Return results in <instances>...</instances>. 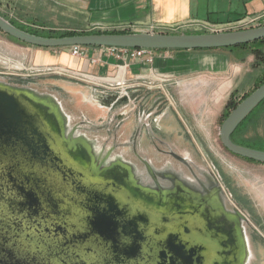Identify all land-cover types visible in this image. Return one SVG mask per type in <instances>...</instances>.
Returning a JSON list of instances; mask_svg holds the SVG:
<instances>
[{
    "label": "water",
    "instance_id": "1",
    "mask_svg": "<svg viewBox=\"0 0 264 264\" xmlns=\"http://www.w3.org/2000/svg\"><path fill=\"white\" fill-rule=\"evenodd\" d=\"M0 32L42 48L81 45L196 50L264 39V25L204 33L45 37L20 29L1 15ZM1 85L0 264H141L135 257L145 252L147 245L151 251L148 264H194V253L170 238H175L169 222L173 202L140 197L137 189L111 170L95 179L89 177L91 153L84 146L70 148L66 140L68 116L60 102L53 97L40 98L25 87ZM263 99L264 82L235 105L218 131L227 152L262 164L264 150L237 144L231 135ZM146 201L152 204L151 210ZM196 262L202 264L199 259Z\"/></svg>",
    "mask_w": 264,
    "mask_h": 264
},
{
    "label": "flooded vegetation",
    "instance_id": "2",
    "mask_svg": "<svg viewBox=\"0 0 264 264\" xmlns=\"http://www.w3.org/2000/svg\"><path fill=\"white\" fill-rule=\"evenodd\" d=\"M45 76L34 79L0 77V83L3 84L1 86L25 87L40 98L48 96L57 100L54 95L38 92L29 86L32 82L39 83ZM167 84H129L126 85L127 94L120 91L122 86L117 85L115 92L100 99L103 104L112 100L119 110L99 117V124L85 119L78 121L65 139L70 148L87 147L91 153L90 171L87 174L92 179L103 171L111 170L137 189L140 197L173 202L174 212L169 216V222L173 227L170 234L175 238H170L175 244H182L185 251L194 253V264H198L197 259L202 264H254L259 258L254 250L255 245L264 250V236L257 228V221L252 220L249 213L235 201L224 186L219 171L211 160L205 159L191 136L186 138V142L198 155L193 149L180 144L182 141L177 137L168 138L172 135L169 131H179L182 127L185 132V124L177 114L176 117L166 114L167 101L146 99L151 93L166 99L162 87H167ZM78 127L97 132L107 129L111 137L103 138L99 143L100 149L96 150L95 138L74 135L73 130ZM106 142H109L107 149ZM199 156L202 165L197 161ZM146 204L148 209L153 208L148 201ZM144 251L137 253L135 258L141 264H148L151 261L148 245Z\"/></svg>",
    "mask_w": 264,
    "mask_h": 264
},
{
    "label": "rangeland",
    "instance_id": "3",
    "mask_svg": "<svg viewBox=\"0 0 264 264\" xmlns=\"http://www.w3.org/2000/svg\"><path fill=\"white\" fill-rule=\"evenodd\" d=\"M22 6H24V11L20 9ZM38 9L40 10L38 11ZM55 13L52 5L48 4V2L41 4L33 1L13 0L7 4L0 0V15L24 27L39 28L41 30L40 27L31 23L35 22L43 24L45 29L50 28L55 30V28H58L56 24L62 21L60 20L61 18H57L58 16ZM68 15L73 20L75 17L76 19L79 18L74 13ZM70 22L72 20L66 21L67 24ZM263 24L264 22L260 25ZM64 29L68 28L64 27ZM235 29L237 28L231 26L225 27L221 31ZM188 30L190 29L179 28L172 32L183 33ZM194 30L200 31L197 27H192L191 31ZM59 48L68 51V47L42 49L56 51ZM33 50H36L35 46L13 41L7 35L0 32V76L6 79L8 77L7 75L10 74L20 76V78L34 75L29 69L35 59L32 53ZM251 58L254 60L253 55ZM92 69L94 70V68ZM256 73L260 74L259 78L255 76ZM89 75L91 74L89 73ZM92 75L90 79H86V76L84 78L80 75L48 73L44 78L40 79L39 83L37 81L35 83L32 82L29 83V86L38 92L52 94L59 100L62 110L68 113V128L71 130L72 126H75L82 119L92 123L98 122L99 124V117L108 116L119 110L118 106L113 104L112 100L107 104H103L101 101V96H108L110 95L108 93L115 92L114 88L117 85L114 83L106 84L103 81L99 82ZM263 75L264 68L262 67L261 69V66L241 76L240 80L234 77L229 79L224 75L219 78L220 76L210 77L208 74H200V76L197 74H189L184 77H175L173 78L174 80L167 82V87H162L166 99L154 93H151L146 99L148 101L163 99L167 101L168 109L166 114H174V116L177 114L179 119L185 124V132L182 127L178 129L179 131H169L172 135L168 138L171 140V138L176 139L177 137L179 141H182L181 143L178 141L180 144L187 148L189 147V149H193L198 155L195 149L190 148V145L186 142L188 136L193 138L196 144H198L197 147L201 150L202 155L205 156V159L211 160L219 171L224 186L228 188L235 201L242 209L249 213L252 220L257 221L258 226H256L264 236V164L230 154L222 147L218 137L222 114L224 113L225 105L230 95L232 94L233 100H238L243 90L248 89L246 93L252 92ZM116 80L120 79L117 78ZM231 80L232 82H230ZM126 85L128 84L120 85L122 86L120 87V91L127 94ZM252 119L256 120V123L260 124L263 130L264 100L248 115L246 131H244L242 136L238 135V139L253 138L256 136L257 128L252 127ZM110 129L113 130V127H110ZM109 132L107 129L99 132L97 130L87 131L80 127L73 130L74 135H83L88 139L95 138L94 142L96 141V145H94V149L96 150L100 149L99 143L102 142L103 138L111 137V134H108ZM105 144V148L107 149L109 142ZM252 144L256 146L264 145V139L262 137L256 138ZM114 152L117 151L114 150ZM197 161L200 162L199 164L203 163L200 156ZM254 250L257 256H259L254 264H264L263 248L255 245Z\"/></svg>",
    "mask_w": 264,
    "mask_h": 264
},
{
    "label": "crops",
    "instance_id": "4",
    "mask_svg": "<svg viewBox=\"0 0 264 264\" xmlns=\"http://www.w3.org/2000/svg\"><path fill=\"white\" fill-rule=\"evenodd\" d=\"M9 3L13 0H1ZM51 4L57 18L62 20L56 24L59 30H126L143 32L150 24L178 26L191 31L200 24H210L219 31L234 25L247 17L261 16L255 25L264 22V0H22ZM20 9H23L22 6ZM40 9H38L39 11ZM53 11V10H52ZM74 13L79 18L68 14ZM50 18V17H48ZM69 20V24L66 21ZM55 25V24H52ZM55 25V26H56ZM264 25V24H263ZM63 26V27H61ZM88 30H87V29ZM194 30L192 32H195ZM36 47V46H35ZM96 47L87 48V57L83 59L69 55L66 49L47 51L42 47L33 50L35 58L33 70L46 66H56L75 73L86 79L94 77L106 84H134L146 82L165 84L173 78L189 74H208L210 77L227 76L239 79L246 73L256 69L252 55L243 60L238 50H154L151 64H144L140 59L131 60L124 56L100 55V62L89 64V58L96 54ZM94 68V70L92 69ZM93 70V71H92ZM33 73L36 71H32ZM38 75L46 73L36 72ZM89 73L91 75H89ZM259 73V72H258ZM256 73L255 76L259 78ZM35 74V73H34ZM85 78V77H84ZM120 80H115V79ZM84 81V80H83ZM96 82V81H95ZM112 82V83H111ZM232 82V80L230 81ZM255 86V85H254ZM245 89L240 94L246 93ZM248 92V91H247ZM240 97V96H239ZM254 120L257 128L256 136L264 139V128Z\"/></svg>",
    "mask_w": 264,
    "mask_h": 264
},
{
    "label": "trees",
    "instance_id": "5",
    "mask_svg": "<svg viewBox=\"0 0 264 264\" xmlns=\"http://www.w3.org/2000/svg\"><path fill=\"white\" fill-rule=\"evenodd\" d=\"M8 21L10 23H12L13 25H15L16 27H18L20 29H23V30H25V31H27L29 33H33V34L40 35V36H45V37L67 36V35H74V34H79V33H128L129 32V31H126V30H99V29L88 30V31H86V30H59V29L53 30V29H50V28L45 29L43 24L31 22L32 24H35L38 27H40L41 28V30H40L39 28H34L33 29V28H29V27H24L22 25L16 24L12 20H8ZM204 32H206V31H202V30L195 31V32L184 31L183 33H204ZM169 33H174V32H169ZM7 37L12 39L13 41L26 44V43L21 42V41L15 39L13 37H10V36H7ZM263 43H264V39H260V40H256V41H253V42H250V43H247V44H240V45H237V46H232V47H227V48H220V50H238L237 53H238V55H239L241 60H243L248 54H251L254 57L253 64L255 66H261V69H262V67L264 68V44ZM27 45H29V44H27ZM196 50H213V49H196ZM263 82H264V75L261 77L260 81L256 84L254 89L256 87H258ZM248 94L249 93H246L239 100H233V98L231 96L232 94H231L230 98L228 99V102L225 105V110H224L223 116L225 117L228 114V112L230 110H232L235 107V105L237 103H239ZM263 100L261 102H263ZM261 102L259 104H261ZM246 120H247V117L242 123H240V125L234 131L233 135L231 136L232 141L237 143V144L244 145V146H247V147L264 150V145L256 146V145L252 144L253 141L256 140V138H258L257 136H255L253 138H246V139H244V138L243 139L242 138L238 139L237 138L238 135L242 136L244 131H246L245 129H246L247 122H248V121L246 122ZM253 122H254V119H252V123H251L252 127L255 126V124ZM250 161H252V160H250Z\"/></svg>",
    "mask_w": 264,
    "mask_h": 264
},
{
    "label": "built area",
    "instance_id": "6",
    "mask_svg": "<svg viewBox=\"0 0 264 264\" xmlns=\"http://www.w3.org/2000/svg\"><path fill=\"white\" fill-rule=\"evenodd\" d=\"M261 16H254V17H247L244 20L238 21L235 25L234 28L237 29H243L244 27H253V26H258L255 25L257 21H259ZM247 27V28H248ZM198 29L206 32H218L219 29L216 27L210 25V24H200L197 26ZM179 29L178 26H164L160 24H150L146 28V31L143 32H152V33H169L174 30ZM96 54L92 55L89 58V64L94 65L100 62V55L102 53H105L109 56L115 55L116 57L119 56H124L127 57L131 60L135 59H140L144 64H151L153 62L154 58V50L153 49H147V48H125V47H96ZM68 52L69 55L75 58L83 59L87 57V47L86 46H81V45H71L68 46ZM32 71L36 72H41L42 73H55V74H63V75H80L79 73L72 72L70 70L64 69V68H59L56 66H46L45 68L42 69H37L33 70V67L29 68ZM34 72L35 74H38ZM33 73V74H34ZM81 76V75H80Z\"/></svg>",
    "mask_w": 264,
    "mask_h": 264
},
{
    "label": "bare ground",
    "instance_id": "7",
    "mask_svg": "<svg viewBox=\"0 0 264 264\" xmlns=\"http://www.w3.org/2000/svg\"><path fill=\"white\" fill-rule=\"evenodd\" d=\"M116 80V79H115Z\"/></svg>",
    "mask_w": 264,
    "mask_h": 264
}]
</instances>
